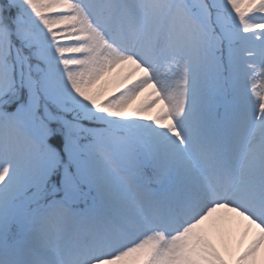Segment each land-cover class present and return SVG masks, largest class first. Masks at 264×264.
Segmentation results:
<instances>
[{
  "label": "snow or ice",
  "instance_id": "snow-or-ice-1",
  "mask_svg": "<svg viewBox=\"0 0 264 264\" xmlns=\"http://www.w3.org/2000/svg\"><path fill=\"white\" fill-rule=\"evenodd\" d=\"M0 264H264V0H0Z\"/></svg>",
  "mask_w": 264,
  "mask_h": 264
},
{
  "label": "bare ground",
  "instance_id": "bare-ground-1",
  "mask_svg": "<svg viewBox=\"0 0 264 264\" xmlns=\"http://www.w3.org/2000/svg\"><path fill=\"white\" fill-rule=\"evenodd\" d=\"M229 228H230V232H229L228 235H226V236L224 237V240L222 241V243L225 242V241H228V236H229V235H231V234H236L237 228H236L235 224L230 225ZM237 232H238V231H237ZM219 239H220V238H219L218 236H216V241L219 243L220 248L224 251V244H222V243L219 241Z\"/></svg>",
  "mask_w": 264,
  "mask_h": 264
},
{
  "label": "rangeland",
  "instance_id": "rangeland-1",
  "mask_svg": "<svg viewBox=\"0 0 264 264\" xmlns=\"http://www.w3.org/2000/svg\"><path fill=\"white\" fill-rule=\"evenodd\" d=\"M255 232V229H253L252 231H250L249 232V234H248V236L246 237V238H251V236H252V234ZM220 238V237H219ZM219 241L220 242H222L221 241V239H219ZM214 242L216 243V244H219L217 241H216V237L214 236ZM224 245L226 244V243H223ZM230 245H231V240L230 241H228V248L229 249H231L232 251L234 250V248H230ZM242 247V246H241ZM236 249H237V247H236ZM224 252V251H223Z\"/></svg>",
  "mask_w": 264,
  "mask_h": 264
}]
</instances>
